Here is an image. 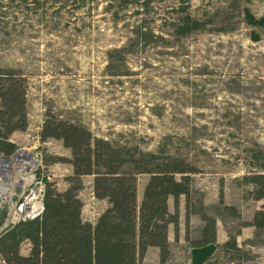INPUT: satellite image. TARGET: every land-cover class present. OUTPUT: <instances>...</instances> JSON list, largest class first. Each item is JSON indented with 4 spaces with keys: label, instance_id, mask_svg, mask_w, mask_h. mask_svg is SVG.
I'll use <instances>...</instances> for the list:
<instances>
[{
    "label": "rangeland",
    "instance_id": "rangeland-1",
    "mask_svg": "<svg viewBox=\"0 0 264 264\" xmlns=\"http://www.w3.org/2000/svg\"><path fill=\"white\" fill-rule=\"evenodd\" d=\"M51 1L0 0V67L21 69L28 84V126L10 140L35 148L37 173L60 191L71 183V151L60 139L41 140L45 113L97 138L181 157L198 172L188 203L179 198L177 229L168 225L164 264H192V249L209 244L215 250L202 264H264V228L241 225L264 204L247 196L242 180L264 171V26L244 16L248 8L264 19V0H149L147 7L133 0L116 18L108 0ZM185 14L203 27L177 35L172 25ZM138 25L152 36L136 43ZM148 178L137 175L138 203ZM90 179L77 196L82 219L94 224L110 203L93 195ZM168 207L174 211L172 198ZM201 209L216 221L214 242ZM232 234L240 253L222 247ZM160 257L150 246L137 263L161 264Z\"/></svg>",
    "mask_w": 264,
    "mask_h": 264
},
{
    "label": "trees",
    "instance_id": "trees-1",
    "mask_svg": "<svg viewBox=\"0 0 264 264\" xmlns=\"http://www.w3.org/2000/svg\"><path fill=\"white\" fill-rule=\"evenodd\" d=\"M37 1V0H35ZM57 0H52L51 4ZM72 1V0H71ZM77 1V0H73ZM82 3L89 0H80ZM134 2L138 3L139 0ZM61 4L59 9L66 6ZM133 0H108L113 6V16L126 9ZM149 0H141L147 7ZM181 10L185 11V8ZM58 12V11H57ZM248 25L264 26V19H255L248 8L244 11ZM177 35H185L203 27L201 21L189 15L172 25ZM131 27L136 43L144 42L150 32L138 25ZM257 38V37H255ZM149 40V39H148ZM147 40V41H148ZM146 41V42H147ZM123 49L112 52L123 53ZM114 58L111 57V62ZM27 80L21 69L0 67V154L10 155L17 146L10 140L15 131L28 126L26 112ZM41 140L60 139L71 151L65 159L72 166L71 183L60 191L43 176L45 181L43 213L36 218L21 221L0 232V253L7 264H139L137 259L149 246L160 250V262L164 264L168 252L167 231L169 223L178 226V202L191 195L192 175L197 168L181 157L162 153L142 152L136 147L120 145L108 139L97 138L85 126L45 113L40 130ZM149 175L140 203L137 201V175ZM91 175L93 195L106 199L110 206L92 224L81 217L82 202L77 196L83 187L82 177ZM248 189L247 196L264 200V171H254L242 177ZM173 199L174 211L169 212L168 202ZM233 213L234 210L230 209ZM5 213L0 216L2 224ZM208 228V239L215 241L216 221L199 211ZM188 221V215H186ZM264 228V204L253 214L250 223ZM158 228V234L152 229ZM238 234V233H237ZM30 243V251L23 255L20 246ZM222 247L240 253L236 235L228 236Z\"/></svg>",
    "mask_w": 264,
    "mask_h": 264
},
{
    "label": "built area",
    "instance_id": "built-area-1",
    "mask_svg": "<svg viewBox=\"0 0 264 264\" xmlns=\"http://www.w3.org/2000/svg\"><path fill=\"white\" fill-rule=\"evenodd\" d=\"M40 160L35 148L24 146L10 155L0 154V216L5 213L0 232L43 213L45 181L37 173ZM0 264H7L1 253Z\"/></svg>",
    "mask_w": 264,
    "mask_h": 264
},
{
    "label": "water",
    "instance_id": "water-1",
    "mask_svg": "<svg viewBox=\"0 0 264 264\" xmlns=\"http://www.w3.org/2000/svg\"><path fill=\"white\" fill-rule=\"evenodd\" d=\"M215 250L213 244H209L203 247L193 248L191 251V262L192 264H202L204 263Z\"/></svg>",
    "mask_w": 264,
    "mask_h": 264
},
{
    "label": "crops",
    "instance_id": "crops-1",
    "mask_svg": "<svg viewBox=\"0 0 264 264\" xmlns=\"http://www.w3.org/2000/svg\"><path fill=\"white\" fill-rule=\"evenodd\" d=\"M71 169H72V167H71ZM88 176H90V175L83 176V177H82V181H83V178H84V177H88ZM91 177H92V176H91ZM91 181H92V180L90 179V180H89V185H90L89 188H90V190H92ZM180 197H181V196H180ZM92 198H93V197H92ZM93 199H94V198H93ZM95 202L97 203V200H96ZM91 221H94V220H91ZM25 242H27V241H25ZM27 244H28V243H27ZM149 247H150V246H149ZM149 247H148V248H149ZM29 250H30V248H29V246H28V249H27V251L25 252V254H28V253H29Z\"/></svg>",
    "mask_w": 264,
    "mask_h": 264
}]
</instances>
